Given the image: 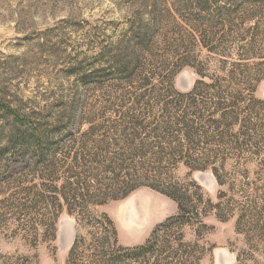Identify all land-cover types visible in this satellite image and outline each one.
Listing matches in <instances>:
<instances>
[{"label": "rangeland", "instance_id": "374dc122", "mask_svg": "<svg viewBox=\"0 0 264 264\" xmlns=\"http://www.w3.org/2000/svg\"><path fill=\"white\" fill-rule=\"evenodd\" d=\"M113 177L137 187L84 221L58 194ZM262 205L264 0H0V264H67L77 239L70 264H105V219L115 249L151 242L121 264H262Z\"/></svg>", "mask_w": 264, "mask_h": 264}, {"label": "trees", "instance_id": "16d2710c", "mask_svg": "<svg viewBox=\"0 0 264 264\" xmlns=\"http://www.w3.org/2000/svg\"><path fill=\"white\" fill-rule=\"evenodd\" d=\"M219 106L220 105H218V108ZM6 112L13 115L15 120L17 121L20 120L19 116L16 115L14 112L10 110ZM198 114L199 116L203 118L202 112L200 111V109L198 110ZM235 118L236 117L233 116V112H228V113L225 112L223 114H220V119L224 122H228L229 120H235ZM184 123H186V121L181 120L177 124H184ZM164 129L170 130L171 127H166ZM187 135L188 133H185V136ZM24 138H28V140H30L31 143H33L34 140H38V136L34 135V133H29L27 135H24ZM113 160H117V159L113 158ZM118 160L120 161L122 159H118ZM135 187H137V184L130 183V178L125 177L123 179H119V177H113V179L111 180L109 184L101 186V187L97 185V188L92 191L87 189L84 192L76 193L73 191L64 192L61 189V192H59L58 194L60 196V199L65 204H68L69 201H72L73 202L72 206L75 208H79V214L77 215V217H80L81 220L84 221L85 218L87 217V208L89 207V205H101L108 200L114 201V200L122 199L129 192H131ZM164 194L177 202L178 213L180 214L182 211V208L180 205V201H178V197H176L174 193L167 192ZM247 214L251 216L249 232H251L252 236H251L249 244H252V247H251L253 249L252 252L260 253V257L264 260V205H262L258 209L256 207H252V208L250 207L247 211ZM243 217L244 215L242 216V218ZM168 222L169 220H167L164 224L158 226L155 231L164 228V226H166ZM105 224L108 225V227L110 228V231H107L105 228H102L101 225L97 224L99 228L102 229V232H101L102 238L97 239L95 241V247L96 249H98L100 255L105 256L109 254L110 256V258L108 259L109 261L106 262L105 264H121L122 262H125L128 259H131V255L135 257L134 258L135 261H140L141 259H144V257L146 256L145 254L149 252V249L151 247L150 241H147L145 242L144 245L137 247L135 249H132V250L131 249H121V248L115 249L116 232L114 228L112 227L111 221H109L108 219H105ZM237 225H238V219H237ZM155 231L151 235L152 237L154 236ZM109 236H112V240H113L112 243L110 242ZM77 246H78V239L75 240L69 252L67 264L72 263V258L76 252ZM101 260H102L101 263H104L103 259ZM250 260L253 264H260L257 260L254 261L253 257H251Z\"/></svg>", "mask_w": 264, "mask_h": 264}, {"label": "bare ground", "instance_id": "6f19581e", "mask_svg": "<svg viewBox=\"0 0 264 264\" xmlns=\"http://www.w3.org/2000/svg\"><path fill=\"white\" fill-rule=\"evenodd\" d=\"M136 205H138V207H136ZM149 210H151V205L144 203L138 204L137 202H135V204L129 207V209L125 211V214H123L122 216L125 218H127L128 216H134L137 221L136 223H138L140 218L144 217Z\"/></svg>", "mask_w": 264, "mask_h": 264}]
</instances>
